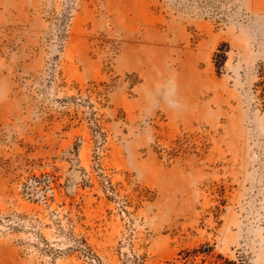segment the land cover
Returning a JSON list of instances; mask_svg holds the SVG:
<instances>
[{"label":"rangeland","instance_id":"obj_1","mask_svg":"<svg viewBox=\"0 0 264 264\" xmlns=\"http://www.w3.org/2000/svg\"><path fill=\"white\" fill-rule=\"evenodd\" d=\"M262 62L264 0H0V264H264Z\"/></svg>","mask_w":264,"mask_h":264},{"label":"trees","instance_id":"obj_2","mask_svg":"<svg viewBox=\"0 0 264 264\" xmlns=\"http://www.w3.org/2000/svg\"><path fill=\"white\" fill-rule=\"evenodd\" d=\"M227 45L228 43H223L221 46ZM219 47L218 51L216 52V65L218 67V70L221 69V66L226 61L227 53L223 49V47ZM256 92L258 95L259 103L261 104L262 109H264V63H260L259 65V79L255 83Z\"/></svg>","mask_w":264,"mask_h":264}]
</instances>
